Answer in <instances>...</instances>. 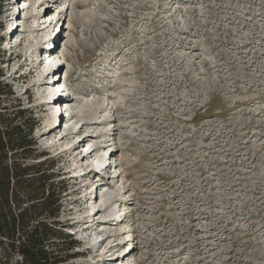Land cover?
<instances>
[{"label": "rangeland", "instance_id": "obj_1", "mask_svg": "<svg viewBox=\"0 0 264 264\" xmlns=\"http://www.w3.org/2000/svg\"><path fill=\"white\" fill-rule=\"evenodd\" d=\"M36 1L0 0L3 68L36 112L40 148L58 161L80 263L264 264V0H47L45 13ZM50 13L57 23L32 32ZM64 32L74 43L71 93L60 97L70 110L59 120L47 103L57 84L26 75L50 51L38 43L55 54ZM102 142L96 156L116 160L120 176L79 180ZM99 175L108 197L87 203ZM115 199L86 231L85 218Z\"/></svg>", "mask_w": 264, "mask_h": 264}, {"label": "trees", "instance_id": "obj_2", "mask_svg": "<svg viewBox=\"0 0 264 264\" xmlns=\"http://www.w3.org/2000/svg\"><path fill=\"white\" fill-rule=\"evenodd\" d=\"M2 42L0 264H81L85 253L62 221L67 185L58 161L39 146L35 110L14 91V79L6 78Z\"/></svg>", "mask_w": 264, "mask_h": 264}, {"label": "bare ground", "instance_id": "obj_3", "mask_svg": "<svg viewBox=\"0 0 264 264\" xmlns=\"http://www.w3.org/2000/svg\"><path fill=\"white\" fill-rule=\"evenodd\" d=\"M19 2H20V0H19ZM43 5H49V7L45 10V12H47L49 9H50V4H48L47 3V0H44V3H43ZM17 6L19 7V4H17ZM43 12V11H42ZM21 13V8L19 7V14ZM57 14L55 13H50L49 15H46V16H44L43 17V21L41 22V24H39V25H34L33 27H32V32H41V34H42V32L43 31H45V30H47V29H49V28H51L54 24H56L55 22H54V24L52 25V23H51V26L50 27H45L44 25L46 24V22H48V21H53V19H55V16H56ZM60 16V14L58 15V17ZM57 17V18H58ZM14 18H16L15 16L12 18V19H14ZM20 20V17L19 18H17V21H19ZM12 21V20H11ZM26 31L27 30H23L21 33L24 35L25 33H26ZM33 34V33H32ZM32 34H31V36H32ZM38 34V33H37ZM40 38V36H37V37H35V38H30V40H29V42L30 43H32V42H35L36 41V39L37 38ZM68 41L66 42V36H63V41H62V43H61V45H59L58 46V49H60L61 47H63V49L64 50H62V52H64V54H65V56H68L69 54H70V47H72V45H73V43H74V36H72L71 35V33H69L68 34ZM11 41H12V39H11ZM66 43H69V48H67V45L65 46V44ZM38 44H40L41 46H40V49H42V50H45V49H47V48H51L50 49V51H45L44 52V54H42L41 56H45V58H42L40 61H35V62H33V65H32V67L29 69V71H28V73H27V75L26 76H31V75H33V74H35L36 72H39L40 74H41V71H40V69H41V67L42 66H44L45 64H47L46 63V60L47 59H49V58H53V57H56V55L57 54H60V53H58V50H57V52H55V54H52L51 52H52V49H53V46L52 45H50V43L49 42H44V43H38ZM37 44V45H38ZM21 45V43L19 44V46ZM48 65V64H47ZM49 67V66H48ZM47 70V69H46ZM45 73H46V75L43 77V79H41V80H39V82H37L36 84H35V86H37V87H40V88H44V87H46L47 86V84L48 83H50L49 82V78H50V76H51V71L50 70H47V71H44ZM60 87H62V85H57L55 88H60ZM60 94L61 95H59V98L64 94V92H62V90L60 89ZM67 105V103H61L60 102V106L58 107V111L59 112H54L55 113V115H58L57 113H60V114H62V111H64V109H66L67 107H66V105ZM50 105V104H49ZM56 111V110H55ZM64 113H66V110L64 111ZM64 115V114H63ZM75 118V115H72V117H70L67 121H64V123L63 124H60L59 126H58V124H56L55 126H51L49 129H48V131H47V133H52V132H54L56 129H59V128H61V126H65V125H67L71 120H73ZM87 124L88 123H83L82 125H81V127L79 128V129H77V130H74V131H71V132H68V133H66L65 135H63V136H61V138L59 139V142H62V141H64V140H72L73 138H75L77 135H79L81 132H82V130L87 126ZM96 124V123H95ZM102 124V123H101ZM45 136H47L48 137V135H45ZM44 136V137H45ZM93 136L92 135H88V136H86L84 139H82V140H80V142H79V144L77 145V146H81L82 144H84L88 139H90V138H92ZM102 137H104V135L102 136ZM106 147H107V143H105V142H102V145L100 146V147H97V148H94L93 150H91V151H88V153H87V155H85L84 156V158H87V160H90V159H93V158H97L98 159V161H99V163L97 164H93V167H92V169H91V171L90 172H85L80 178H78L79 180L81 179L83 182L85 181V179H88L89 178V175H91V174H93V173H96V172H100V171H102V172H104V173H110L111 172V169H110V167H109V164H108V158H106V157H100V158H98L96 155V153L97 152H99V151H101V150H105L106 149ZM83 158V159H84ZM95 160V159H94ZM115 160V159H114ZM96 161V160H95ZM114 165H117L116 164V160L114 161V163H113ZM106 168H108V170H106ZM116 168H118V166H116ZM103 176H104V174H103ZM98 178V180H97V185L98 186H101V188H100V190H98L97 189V191H95L96 192V195H95V197H90V196H86V199H87V203L90 201V200H94V201H92L93 203L94 202H97L98 201V199H105L106 197H108L107 195H108V193H106V192H103L104 190H103V188L105 189V187H106V181H104V183L102 182V180H99V178H100V175L97 177ZM96 178V179H97ZM90 179V178H89ZM92 182H93V180H88L87 181V183H85L84 184V188H86L87 190H90L91 188H92ZM94 192V191H93ZM97 193H98V195H97ZM91 194H92V192H91ZM111 198V197H110ZM118 202V200H113L112 202H110V203H108L107 205H105V206H103L102 208H99L98 210H96V212L93 214V215H89L88 217H86L85 219H87V224H88V226H87V228H86V231H90L91 230V228L92 227H94L95 225H93L92 226V223L93 222H95V219L97 218V216H98V214L99 213H103V212H107L111 207H112V205H114V204H116ZM84 219V220H85ZM113 220V219H112ZM124 220L125 219H123L121 222H124ZM101 222L103 223V222H105L107 225H108V223L110 222V220H104V221H100V222H97L96 223V225H97V227L99 226V227H101L102 226V224H101ZM100 224H101V226H100ZM94 229V228H93ZM112 235V234H111ZM110 237H109V235H107L106 237H104L98 244H97V247H96V249H98V248H101V246H103L105 243H106V241L109 239ZM113 247H111L110 249H112ZM133 252V251H132Z\"/></svg>", "mask_w": 264, "mask_h": 264}, {"label": "water", "instance_id": "obj_4", "mask_svg": "<svg viewBox=\"0 0 264 264\" xmlns=\"http://www.w3.org/2000/svg\"><path fill=\"white\" fill-rule=\"evenodd\" d=\"M62 41H63V37H61V39H60L59 43H62Z\"/></svg>", "mask_w": 264, "mask_h": 264}]
</instances>
